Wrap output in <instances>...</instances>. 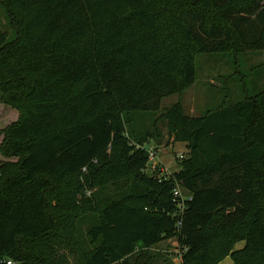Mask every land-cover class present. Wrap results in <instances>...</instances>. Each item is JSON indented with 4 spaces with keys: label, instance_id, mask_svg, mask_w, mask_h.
Wrapping results in <instances>:
<instances>
[{
    "label": "trees",
    "instance_id": "16d2710c",
    "mask_svg": "<svg viewBox=\"0 0 264 264\" xmlns=\"http://www.w3.org/2000/svg\"><path fill=\"white\" fill-rule=\"evenodd\" d=\"M0 7L11 31L0 27V104L17 114L1 130L0 259L133 264L174 239L183 264H264V91L199 117L161 109L195 83L198 55L264 49V0ZM159 111L188 150L168 179L144 172ZM83 172L98 192L79 200ZM175 183L191 197L182 213Z\"/></svg>",
    "mask_w": 264,
    "mask_h": 264
},
{
    "label": "rangeland",
    "instance_id": "374dc122",
    "mask_svg": "<svg viewBox=\"0 0 264 264\" xmlns=\"http://www.w3.org/2000/svg\"><path fill=\"white\" fill-rule=\"evenodd\" d=\"M5 17L4 10L0 7V27L11 32ZM195 67V83L181 93L163 98L161 109L180 103L187 116L199 117L221 105H231L241 101L246 93L252 96L264 91V49L244 51L239 54H200L196 57ZM160 113L161 111L156 118L160 144L154 150L157 167L153 170L150 163L144 172L150 177L167 179L178 170V163L187 158L188 150L184 143L167 138L166 122L163 119L160 120L162 114ZM16 118L17 114L13 109L0 104V142L1 130L14 122ZM153 120L154 117H150L148 123L151 125ZM145 147L148 148L149 145ZM4 161L5 159L0 156V163ZM86 174L87 172H83L80 178L82 188L78 193L79 200L91 198L98 192L97 189L86 186ZM125 189V192H128V185ZM105 194H120V192L119 189L110 187ZM182 195L184 197L188 195L187 191L182 189ZM84 225L80 226L81 229L76 233L78 244H80L78 250L83 249L81 242ZM243 245V242L236 244L235 250L242 249ZM180 250L176 240L171 239L143 252L135 253L132 256V262L133 264H183L178 259ZM70 259L73 263L71 257ZM220 264H233V261L228 256Z\"/></svg>",
    "mask_w": 264,
    "mask_h": 264
},
{
    "label": "built area",
    "instance_id": "2783aa9c",
    "mask_svg": "<svg viewBox=\"0 0 264 264\" xmlns=\"http://www.w3.org/2000/svg\"><path fill=\"white\" fill-rule=\"evenodd\" d=\"M148 150V164L151 163V167L153 168V170L157 167V163L155 162V152H154V148L152 146H149L148 148H146ZM168 179V178H167ZM172 199L173 201L177 204V207L180 211V213H182L184 211V202L185 201H189L191 200L190 195H186L185 197L182 195V188L179 186V184L175 183V186L173 188L172 191ZM184 251H180L178 259L179 262H181V256L183 254ZM0 264H14L11 260H6V259H0Z\"/></svg>",
    "mask_w": 264,
    "mask_h": 264
}]
</instances>
